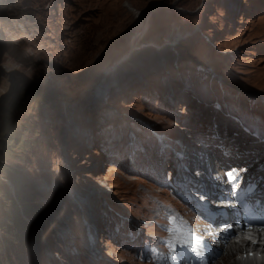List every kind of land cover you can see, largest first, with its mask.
Listing matches in <instances>:
<instances>
[{
  "label": "rangeland",
  "instance_id": "374dc122",
  "mask_svg": "<svg viewBox=\"0 0 264 264\" xmlns=\"http://www.w3.org/2000/svg\"><path fill=\"white\" fill-rule=\"evenodd\" d=\"M233 110L264 124V0H0V264H151L102 209L191 214L143 150L205 168L210 131L251 139Z\"/></svg>",
  "mask_w": 264,
  "mask_h": 264
},
{
  "label": "bare ground",
  "instance_id": "6f19581e",
  "mask_svg": "<svg viewBox=\"0 0 264 264\" xmlns=\"http://www.w3.org/2000/svg\"><path fill=\"white\" fill-rule=\"evenodd\" d=\"M100 79V78H99ZM97 84H98V82H97ZM97 84H93V86H92V89L97 85ZM91 86V85H90ZM75 98H79V94L78 93H75ZM224 135V134H223ZM198 141V143H200V145L202 146V148L200 149V150H202L203 148H209L211 151H206V152H204V154L203 155H205V157L202 155V160L201 159H199V160H201V161H199L200 163L201 162H203L204 160H207V161H209V163L208 164H206L205 165V168H203L204 170H206L207 168H212V167H214L217 163H214V159H216L217 160V162H218V159H219V154H218V152H217V149L215 148V147H210V146H205L204 144H203V142L201 141V140H197ZM226 144L227 145H230L231 144V142L229 143V141H228V139L226 140ZM186 150V152L188 151V149L186 148L185 149ZM190 150V149H189ZM209 153V154H208ZM210 154H212V165L210 164V158H211V155ZM199 157V156H198ZM191 159H195L194 157H191ZM187 160V159H186ZM197 160V159H196ZM206 161V162H207ZM204 166V165H203ZM194 167V166H193ZM196 168H198L199 169V167H197L196 166ZM198 169H194L193 168V170H195L196 172L198 171ZM203 170V171H204ZM157 176V175H156ZM197 178V177H196ZM118 231V230H117ZM124 239H128V237H124ZM248 244V243H247ZM263 247H264V244L262 245ZM263 247H260V248H263ZM264 249V248H263ZM239 251L242 255L244 254V252H249V249H245V247H244V245L243 244H234V245H230V246H228V248H227V252H225L222 256H223V258H225L226 257V255H228L229 257L231 256V255H233L234 254V252L235 251ZM251 250H255V249H251ZM226 254V255H225ZM249 254V253H248ZM256 254H258L259 255V257H258V255H255L254 257H250V258H248L246 261H248V260H252V259H254V258H257L258 260H261V264H264V254L263 253H256ZM218 263H219V260H218ZM217 263V264H218ZM225 264H242L239 260L237 261V260H234V261H232V262H230V263H225ZM258 264V263H257Z\"/></svg>",
  "mask_w": 264,
  "mask_h": 264
},
{
  "label": "snow or ice",
  "instance_id": "6c2138e0",
  "mask_svg": "<svg viewBox=\"0 0 264 264\" xmlns=\"http://www.w3.org/2000/svg\"><path fill=\"white\" fill-rule=\"evenodd\" d=\"M229 175H231V173H229Z\"/></svg>",
  "mask_w": 264,
  "mask_h": 264
},
{
  "label": "clouds",
  "instance_id": "9594fccd",
  "mask_svg": "<svg viewBox=\"0 0 264 264\" xmlns=\"http://www.w3.org/2000/svg\"><path fill=\"white\" fill-rule=\"evenodd\" d=\"M147 262V261H146Z\"/></svg>",
  "mask_w": 264,
  "mask_h": 264
}]
</instances>
